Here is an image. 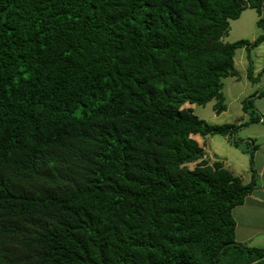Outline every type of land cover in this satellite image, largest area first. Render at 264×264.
Masks as SVG:
<instances>
[{
    "label": "trees",
    "instance_id": "16d2710c",
    "mask_svg": "<svg viewBox=\"0 0 264 264\" xmlns=\"http://www.w3.org/2000/svg\"><path fill=\"white\" fill-rule=\"evenodd\" d=\"M248 8L261 32L224 42ZM262 42L264 0H0V264H264L235 241L254 179L194 138L241 126L192 107L226 110Z\"/></svg>",
    "mask_w": 264,
    "mask_h": 264
},
{
    "label": "rangeland",
    "instance_id": "374dc122",
    "mask_svg": "<svg viewBox=\"0 0 264 264\" xmlns=\"http://www.w3.org/2000/svg\"><path fill=\"white\" fill-rule=\"evenodd\" d=\"M256 14L255 9L248 8L241 13L239 18L229 20V31L223 36L222 40L224 42H234L240 39H246L252 42L261 32L256 25ZM247 54L248 52L245 48H238L235 50L234 63L235 68L240 71L241 76L239 79L236 77H227L223 79L222 91L225 97L226 110L217 113L213 109V105L216 103L214 99L205 105L193 104V111L200 119H203L210 124L235 123L238 121H246L248 119L247 116L244 115L241 107L242 101L251 96L249 94L251 92L249 91H251L252 86H254L247 78L245 71L246 67H248ZM251 54H253V52H251ZM258 55L260 57L256 59L261 60L262 54L258 53ZM255 72L257 73V71ZM255 126L257 125L250 124L249 126L242 127L236 135L237 142L239 139L244 140L247 133ZM194 138L204 148L205 157L211 161L225 157L228 159L229 164L235 169H238L241 166L247 167L248 164L252 162L250 153H240L231 141L227 143L223 136L207 135L205 137H200L195 135ZM243 145L244 144L241 146ZM189 166L193 167L194 164H190ZM251 166L254 168V165ZM251 166L249 169L247 167V170L250 172L252 170ZM233 217L238 225L239 233H242L248 224L253 225V227L264 225V208L257 207L251 203H245L243 206H238L234 209ZM261 237H263V235H258L256 236V239H260ZM246 245L251 246L250 243H247ZM260 246L264 245L260 244ZM260 246H258L260 249H264Z\"/></svg>",
    "mask_w": 264,
    "mask_h": 264
},
{
    "label": "crops",
    "instance_id": "0c3cea01",
    "mask_svg": "<svg viewBox=\"0 0 264 264\" xmlns=\"http://www.w3.org/2000/svg\"><path fill=\"white\" fill-rule=\"evenodd\" d=\"M257 19H258V16L256 14V21ZM245 50L248 52L247 54L248 55L247 56L248 57V60H247L248 67H246L245 69L246 75H247L248 69H251L253 72L252 77L254 78V81H251L247 77L250 80V82H252V84L254 85L252 86L251 91H249L251 92L249 93L251 95L249 98L253 97L254 108L256 109L259 115H262V117H261V120H259L256 123H249L245 125V123H247V121L249 120V115L248 113H245L243 111L244 115H246L248 119L246 121L235 122L237 125L241 126L239 130L244 126H249L250 124L257 125V126H255L253 129H251L250 132L247 133L244 140L239 139L240 141H239L238 147L237 146H234V147H236V149L240 151V153L242 154L243 152L247 153L244 151V147L246 143H249V148H251L252 146L254 147L253 154H252V162H250L247 166L249 169L251 165H254V168H253V170L255 171L254 177H253V171L252 170L251 172L248 171L247 167L241 166L240 168L235 169L229 164L228 159H226L225 157L217 159V160L222 162L224 167L228 168L234 175L238 176L243 181V183H249L254 179L256 189L254 190V192H252V194L247 196L244 203L239 206H243L245 203H251L257 207L264 208V96L258 97V93H257L260 89H264V42H262L261 44H259L258 46L254 48H251L249 51L247 49ZM251 52H253V54H251ZM258 53L262 54L261 60L256 59L260 57ZM255 71H257V73ZM238 72H239V77H240L241 76L240 71ZM239 77H236V78L239 79ZM241 107H242V104H241ZM239 130L237 131V133L239 132ZM220 136H223L227 143L231 141V143L233 144L232 142L233 137L229 138L227 135L225 136L220 135ZM242 144L244 145L241 146ZM210 162L212 161L210 160ZM241 172H246V173H241ZM258 235L260 236L263 235V237H261L260 239H256V236ZM235 240L238 243H245V244L250 243L251 246L258 247L260 246V244L264 245V225L253 227V225L248 224L246 229L243 230L242 233H239L238 225L236 223ZM260 247L264 248V246H260Z\"/></svg>",
    "mask_w": 264,
    "mask_h": 264
}]
</instances>
